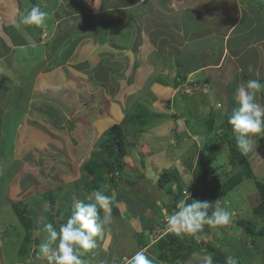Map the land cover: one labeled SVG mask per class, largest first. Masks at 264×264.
Returning <instances> with one entry per match:
<instances>
[{
	"label": "rangeland",
	"instance_id": "1",
	"mask_svg": "<svg viewBox=\"0 0 264 264\" xmlns=\"http://www.w3.org/2000/svg\"><path fill=\"white\" fill-rule=\"evenodd\" d=\"M31 1L0 0V53L11 49L7 57L2 59L4 62L0 61V73H7L14 80L16 79V82L13 80L10 82L7 76H0V178L3 172H11L14 166L11 162L13 159L16 167V173L4 188L1 184L3 180L0 179V204L2 205L0 208V264L12 261L17 252L16 243L21 233V229L17 227L16 215L8 202L25 201L29 206L40 205V207L51 208L52 203L41 201V194L49 189L54 190L57 197L53 210L57 228L59 224L66 222L67 206L70 210L75 203L80 202V197H86L88 194L84 189L89 177L82 170L84 163L89 160L92 151L97 149L96 144L106 130L115 123L123 124L125 117L137 103L143 104L156 118L153 123L147 124L141 130L138 127L123 124L127 135V155L124 158L126 167L122 175L117 178L118 185H114L113 198L118 194L125 197L123 193L125 188L138 194H142L145 189H149V192L157 191L155 186L157 177L168 168L179 169L185 183L190 184L192 175L187 168V163L195 161L196 143L199 149H204L206 145H213L214 141L218 143L214 165L219 168L222 175L234 170L229 162L226 142H218L223 139V127L219 126L218 130L197 131V128L205 129V117L212 101L209 96L214 94L212 86L207 85L206 90L197 91V95L194 93L195 95L180 97L187 112L188 120L184 121V118L178 119L177 114L174 118L172 117L177 111L176 108L168 109L166 102L170 96L168 88L166 90L161 88L158 93H154L152 89L154 90L155 85L147 87V81L144 83L146 76L152 72L153 68L152 76L156 80L161 76V79H164L161 70L162 68L163 71L165 70L166 62L165 50L162 48V53L159 52L162 45H157L153 40L151 44L147 43L148 36L145 37V31L144 40L141 39L137 52L140 63L134 66L132 51L128 48L134 44L135 26L131 19L137 21L135 15L140 9L143 15L148 17L151 4H143L126 11L125 14L129 15V19L123 20L125 26L111 30L117 25L116 19L111 22L112 16L94 18L89 16L88 8L98 3L102 5L98 8L105 10H107L106 7L116 8L114 0L104 2L101 0H36L39 8L43 7L47 16L45 25L39 26L43 35L35 40L32 33L28 32L29 27L21 23L22 15L32 8ZM120 1L134 2L135 0ZM143 1L146 0H139L138 3ZM261 2L263 6L259 11L264 14V0ZM67 13H70L71 17L81 15L79 19L74 20L75 23L69 22V30L75 28L82 31L83 23H85L89 26L88 32L95 37L101 38L105 33V36L110 38L104 39L105 41L112 46L118 45L115 48V54L110 52L112 48L109 45L93 42L92 36L85 33L86 31L75 30L68 40L81 39L80 42L74 47L69 44L68 47L66 40L61 44L58 57L54 59V55L51 54L53 48L49 44L52 39L43 36L57 23L59 17L56 16L66 17ZM115 13L111 14L115 16ZM104 25L107 27L105 28ZM261 25L264 29V24ZM29 26L32 27V25ZM20 39L24 42L23 44L19 42ZM82 39L87 40L85 42ZM105 50L109 53L106 54ZM116 58H118L117 62H122L123 65L119 64L121 68L117 65L111 66L110 61ZM7 61L12 64L9 65ZM176 62L177 58H173L171 76L179 70ZM15 71L20 72L21 77ZM261 73L264 80V71ZM203 76L198 74L199 78ZM22 77H25L28 82L24 83ZM247 77L248 73H245V78ZM218 79L219 75H215L214 81L218 82ZM166 80L171 82L169 79ZM19 81L22 82L19 83ZM161 82L162 80L155 84L159 83L161 87ZM18 84L27 86L30 98L25 97V101H30L29 103L18 100L20 96L23 97L16 88ZM9 86L13 88L11 91ZM236 86L235 82V85L232 83L230 88L235 89ZM9 91L11 95L16 96V100L13 101L8 95ZM229 94L230 100L237 106L235 93ZM217 96L218 93H216ZM259 97L264 103V91L259 94ZM176 101L180 102L179 96ZM225 101L228 102L227 99ZM23 104H27L29 111L23 107ZM175 106L177 107L178 103ZM17 108L19 109L16 110ZM8 110L9 112L6 113ZM24 110H26V116H23ZM214 110L220 115L218 123L230 114V111L224 112L225 107L214 108ZM232 111L231 109V114ZM191 126L195 128L194 133L202 132L205 135L193 137L190 135L188 138L185 130L192 131ZM3 137L6 139L5 143L1 142ZM256 140L258 144L256 151L248 154L254 173L258 178L264 179V137L257 136ZM107 178L109 179L110 176ZM128 180L136 181V184H130ZM149 181L154 187L149 185ZM174 188H176L175 185ZM36 195L38 198L33 197ZM133 198L137 199V195H133ZM167 199V196H163L162 200H158V205L162 206V202H166ZM224 199L216 205L228 208L226 204L231 201L230 211L237 209L239 214L249 218L253 216L251 214L253 207L259 203V192L253 180L245 179ZM67 200H71L70 204ZM144 205L146 210L142 211L141 207ZM120 209L122 215L119 218L114 217L116 220L112 227L115 230V238L118 240L120 237L126 243L123 254L128 255L138 250L142 242L139 238L143 231L141 224H147L151 217L160 218L161 215L158 214V210L156 212L158 216L150 215L149 210L152 208L148 207L143 199L138 202L132 199L122 201ZM164 211L166 214L161 217V220L165 222L169 211L164 209L162 213ZM11 216L14 218H9ZM237 218L239 216L235 214L234 222L226 228L211 227L213 229L211 233L205 232L204 227L200 231L202 234L197 236L198 242L204 240L216 243L225 249H228L232 242L235 246L237 245V250L246 254L245 257L250 263L264 264V239L255 243L252 237L247 235L244 227L238 225ZM260 223L264 224V221ZM45 225L46 223L39 219L34 234L42 242L47 238V233L44 231ZM159 226L162 227L161 224H157L147 232L149 242L159 235L157 231ZM107 237L106 241L102 240V244L104 251L110 253L113 252V246L110 245L112 238L109 235ZM7 238L9 242H5ZM223 238L224 240L221 241ZM250 251L254 254H250ZM114 252L117 253V249ZM38 253L39 251H36L27 260L29 264H37L38 260L43 261ZM146 253L150 258H155V262L157 261L151 249ZM204 256L206 255L202 251L197 252L183 264H205Z\"/></svg>",
	"mask_w": 264,
	"mask_h": 264
},
{
	"label": "trees",
	"instance_id": "2",
	"mask_svg": "<svg viewBox=\"0 0 264 264\" xmlns=\"http://www.w3.org/2000/svg\"><path fill=\"white\" fill-rule=\"evenodd\" d=\"M38 32L39 31L36 27V33H32L35 40L40 37V33ZM21 40L22 39H20L19 42L23 44L24 42ZM61 40L62 39L56 40L58 43L55 44V46L53 40L52 43H49L53 48V52L51 54L54 55V59L58 57L60 51L59 49L62 47ZM100 40L102 42L105 41L104 39ZM139 44L140 43L137 45ZM113 65H116V63L112 64V66ZM137 65H139V61H136L135 67ZM178 66H180L179 62ZM180 73V70H178V74ZM177 79H179V77H177ZM203 81L212 84L209 78H204ZM21 82L22 81H19V83ZM152 82L153 79L150 78L148 80L147 87H149ZM168 103L170 105V101ZM18 109L19 108L16 110ZM183 114H186V112L182 111V115ZM155 118L156 117L149 113L143 104L137 103V105L131 109V112L127 114L123 124L138 127L141 130L147 124L153 123ZM207 123V129L209 131L211 129L218 130L219 125L223 127L222 130L224 136L221 142H226L225 144L228 146L229 162L233 165L234 170L223 175L220 173L219 168L213 163L217 156L216 147L219 145L213 142V145H206L204 147V150L201 151L196 161L193 160L187 163V168L192 175V182L190 184L185 183L183 174L179 169L168 168L158 175L157 182L155 183L157 191L155 192H149V189H145L142 194H138L125 188V191L123 192L125 197L118 194L115 198H113L111 206L113 218L121 217L122 212L120 209V203L122 201L126 202L128 199H132L134 202H138L143 199L145 204H148V207L152 208L151 211L153 210V213H156L158 210V214L161 215L160 218L155 217L151 219L152 221L142 225V230L144 232L142 231L139 235V238L142 240L140 244L145 242L147 245L149 243L147 232L151 231L157 224H164V221L161 220V217L164 216L161 209L166 208L170 213H172L177 202L181 199L186 200L188 203H191V198L201 201L207 200L212 203H216L220 200L223 201V199L226 198L232 190L237 188L245 179L254 181L259 192V203H257L252 209L251 214L254 216H252L253 218L243 217L236 209V215L239 216V218H237V222L239 226L242 225L244 227L247 235L251 236L255 243H257L260 239H264V224L260 223L264 221V179L258 178V176L254 173L252 163L250 161V155L241 154L239 148L237 147L236 136L233 133L232 127L228 123L227 119L224 118L219 124L213 113ZM123 124L115 123L110 126L101 139L98 140L96 144L97 149L92 151L89 160L84 163L82 170L87 174V176H89L87 183L84 186V189H86L85 192L90 193L95 189H103L106 194L112 197L114 196V185H118L117 178L120 177L119 175H122L126 167V161L124 158L127 155V135ZM4 138L5 137L1 139V142L3 143L6 142V139ZM11 162L14 165L13 168H11V172L9 173L6 171L0 178L3 180L1 182L3 188L8 184L10 178L16 173L15 162L13 160ZM109 176L110 178L106 179V177ZM128 182H130V184H136V181L128 180ZM101 183L103 185H99ZM149 185L153 186L152 182ZM174 185L176 188H174ZM184 190H187L190 195L188 193H184ZM152 193L153 195H151ZM133 195H137V199H134ZM163 196H167V201H163L162 206L160 204L158 205V200H162ZM33 197L38 198V195ZM56 197L57 196L55 195L54 190L50 189L41 194V201L43 203H52L51 208L40 207V205L37 207H33L32 205L29 206L25 201H19L16 203L8 202V204L12 206L16 215L17 227L21 229V233L19 235L20 239L16 243L17 252L11 262H22L25 264L27 260L36 252L35 250L39 248L42 240L34 235L36 231V223L39 219L41 222L46 224L51 223L54 227H57L53 210ZM70 202L71 200H67L68 204H70ZM80 202L87 203L88 201H86L85 196H82L80 197ZM230 204H232L231 201L230 203L228 201L226 204L228 209L230 208ZM1 207L2 205L0 204V208ZM67 207L68 209H65V213L67 214L66 219L71 214L72 210V208L69 210V206ZM141 210H146L145 205L141 207ZM101 215H103L102 211ZM9 218L13 219L14 217L11 216ZM115 220L116 218H114V221ZM212 230L213 229L210 226L205 225V232L211 233ZM198 234L202 233L199 232ZM198 234L178 236L170 230L162 234L157 241H155L150 247H146L145 250L150 248L156 259L170 264L186 262L192 254L201 251L204 255H211L213 257V264H226L228 257L235 258L238 264H252L249 259L245 257L246 254L237 250V245L235 246L232 242L230 243L229 248L225 249L216 243L205 242L204 240L198 242L196 238L199 236ZM223 240L224 238L221 241ZM5 242H9V239ZM250 254H254V252L250 251Z\"/></svg>",
	"mask_w": 264,
	"mask_h": 264
},
{
	"label": "clouds",
	"instance_id": "3",
	"mask_svg": "<svg viewBox=\"0 0 264 264\" xmlns=\"http://www.w3.org/2000/svg\"><path fill=\"white\" fill-rule=\"evenodd\" d=\"M135 1L134 2H130V1L124 2V4L128 6V5H131V3H134V7L128 8V9H131V8H136L143 4L149 3L151 4V10L149 12L150 14L148 15V17L141 15V18L139 19L138 30L137 31L134 30L133 32L134 33V36H133L134 44L132 45V47H128L130 49H134L135 47L137 48L139 46L137 44L141 42V39H143L141 37L142 35L141 34V22L144 21V18L147 21V24L146 23L144 24V31L147 30L149 20L152 19V17H153L152 21H154V19H159V16H157V14L154 15V12H153L154 4L156 5V3L159 0H146V1H143L142 3H138ZM119 2L121 1L114 0V3H116V5L119 4ZM30 5L32 6V1ZM42 9H40L39 6L33 7L31 10L29 9L30 11L27 10V13L22 15V19H21V23L29 27L28 32L36 33V27H37L39 31L38 33H40L39 34L40 36L43 34L40 32L39 26L45 25L46 16H47V14L44 12V9L43 10ZM106 9L107 10L103 8V10H101L102 12L96 13L95 11L90 9V6H89L88 13H89V16H92L94 18H96V15L97 17L98 15H100V17L112 16L110 18V21L112 22V20L116 19L117 25L115 28H112L111 30L116 29V28H122L125 26V24L123 23L124 22L123 20H125L126 17L123 16L122 9H118L117 6L116 8L106 7ZM123 10H126V9H123ZM111 13H115V16H113V14ZM79 17H81V15L78 14V17H74V20L79 19ZM74 20H71V22H74ZM53 23H54V19H53ZM83 24L85 25V23ZM29 25H32L31 28L32 30L34 28V32L31 30ZM88 27L83 28L82 31H80L79 29H75V28L73 30L74 31L77 30L80 32L86 31L85 33H88V35H91L93 42L95 43L99 42V43H102L103 45H106L108 43L107 41L102 42L100 40V39H110L107 36H105V33L103 34L101 38L95 37L93 34L88 32ZM104 27L106 28L107 26L104 25ZM52 28H54V25ZM52 28L49 31H46V33H44V36H43L44 38L47 37V32H48L50 34V36H48V39H52L53 37L51 36ZM63 31L64 30H61L59 33ZM133 33L131 35H133ZM60 38L61 37H56L55 39H60ZM33 39H34V36H33ZM55 39L54 38L52 39L53 42ZM78 40L80 41L81 39H78ZM82 40L86 41L87 39H82ZM61 42H63V39L61 40ZM75 44L76 43L73 42V44H71L72 47H74ZM108 44L112 48L110 52L115 54L116 52L115 48H117L118 45L112 46L110 43ZM10 50L9 51L7 50L8 52L0 53V61L4 62L2 59L7 57ZM105 52L106 54L109 53L107 51ZM117 60L118 58L114 59L113 61H110V63L111 64L116 63V65L119 68H121V65H123L122 62L121 61L117 62ZM136 61H139V59L135 58L134 66H135ZM6 63H8L9 65L12 64L10 61H7ZM172 63H173V60H172ZM172 63H171V67H172ZM176 66L180 70L181 73L178 74V71H177L173 73L172 76L170 75V77H172V80L175 81V83L171 85L172 87H174L175 90H174V93L171 96H169L166 102H167L168 109H171V110H173V108L177 109V111L174 114L172 113L173 118L174 116L178 115V119L184 118V121L185 120L187 121L188 120L187 115H186L187 112L186 114L180 115L181 111H185V106H183L180 97L182 96L188 97V95H195L194 93H196L197 95V91L205 89L207 85L212 86L213 83L212 84L206 83L203 81L204 77L199 78L198 75H194V74L189 75V73L182 71L180 67L178 66V62H176ZM248 71L249 73H253L255 70L252 66H249ZM15 72L21 77L20 72H17V71ZM2 75L7 76V80H9L10 82L11 80L16 82V79L14 80L11 75L7 73H0V76ZM152 75H150L148 78H145L144 83H146L147 81V84H148V80L151 78L153 79V82L151 83V85L154 84L155 82H160L161 80H162L161 82L162 86L167 85L166 79H169L168 76H164V79H161L162 78L161 76L158 80H156V78H154V76ZM256 75L258 76L259 73L257 72ZM177 77H179V79H177ZM22 78L24 79V83L28 82V80H26L25 77H22ZM205 78L206 79L209 78L211 82L210 77H205ZM16 88H18L20 95L23 96V97L20 96L18 100L19 101L22 100L25 103H29L30 101H25V97L30 98L29 94L27 93V91H29L27 86L25 87V86L18 84L16 85ZM11 89H13L12 86L10 87L9 90L11 91ZM10 91L8 95L12 98L13 101L16 100V96L11 95ZM262 91H264V83H261L259 79H249L247 81H243L238 84L237 89H236L235 99H236L238 106L233 109L232 114L229 117L228 123L232 126L233 133L236 136L237 147L239 148L242 155H247L248 153L256 151L257 146H258L256 137L257 136L264 137V103H261L259 100V94ZM16 95L18 98L19 96L18 93ZM178 96H179L180 102L176 101ZM169 101H170V105L168 103ZM176 103H178L177 107L175 106ZM23 107H25V109L29 111L27 104H23ZM221 107H224L221 101L212 99L211 104H210V109L208 110L206 117H205L206 118L205 129L197 128V131L199 130L203 131L207 129V126H208L207 122L209 121L211 114L214 113L215 117L217 115L216 119L218 120L220 115H218V112H216L214 108H221ZM26 110H24L23 112L25 113ZM8 112L9 110L6 111V113ZM224 112H226V110ZM191 129L192 131L188 129L185 130V133H187L186 135H188V138L190 137V135L191 137L197 136V135H205V133H202V132L194 133L193 132L195 130L194 126H191ZM192 132L194 134H192ZM207 134L209 135V132ZM180 136L183 137V135H180ZM184 137L187 138V136H184ZM193 139L195 140V138ZM218 142H221V140H218ZM195 145L197 147V149L195 150L196 153H194V156L196 157L195 158V161H196L201 151L204 149H199L198 143H196ZM3 173L1 174V176L3 175ZM12 177L10 178V180L12 179ZM184 193H188L190 195V193L187 192V190H184ZM85 199L86 201H88L87 203L77 202L73 205L71 214L67 217L66 222L59 224L58 228L54 227L53 224L51 223L45 225L44 231H46L47 233V238L44 242H42L39 245L38 255L41 258H46L48 261V264H86L83 257L89 251L97 247L98 239H103L105 238L107 234L111 233L112 231L111 226L114 223V218L112 216V211H111L113 197L106 194V192L103 189H95L91 191L90 193H88ZM218 202L212 203L207 200L201 201V200H195L192 198H191V203H188L184 199L179 200L175 208L173 209L172 213L168 212L167 214L168 216L166 217V220L164 224L162 225V227L160 226L158 227L157 231H159V235L156 238H154L153 241H150L146 245V247H150L155 241L158 240V238L162 234L170 230L178 236L196 235L200 231L203 230L205 225L210 226L212 228H226L227 226L231 225L234 222V216L237 213V211L236 210L230 211L227 207H221L219 205H216ZM164 209L166 210V208H163L162 210ZM101 211L103 212V215H101ZM163 213L164 215L166 214L165 211ZM196 238L198 241V237ZM203 259H204L205 264H213V257L211 255L204 256ZM154 260L155 258H150L147 255V253H145L144 251H138L129 258L128 264H160V263L170 264V263H167L159 259H157L158 262L156 261L154 263ZM183 263L185 262H178L177 264H183ZM226 264H238V262L235 258L228 257L226 260Z\"/></svg>",
	"mask_w": 264,
	"mask_h": 264
},
{
	"label": "crops",
	"instance_id": "4",
	"mask_svg": "<svg viewBox=\"0 0 264 264\" xmlns=\"http://www.w3.org/2000/svg\"><path fill=\"white\" fill-rule=\"evenodd\" d=\"M99 5L101 4H94L90 6V9L96 13L102 12L101 10L103 9L98 8ZM116 6L118 9H122L123 16L126 17L127 21L129 15H126L125 12L134 9H128L134 7V3L127 6L124 2H119ZM262 6L261 0H159L153 6L154 15L157 14L159 19H154L156 22L152 21V19L149 20L145 37L148 36L147 43L151 44V40H153L157 45H162L160 53H162V48L165 50V70L163 71L162 68L161 71L163 76H168L171 82L166 81L167 85H164L165 87H160L159 83L155 84L157 83L155 82L154 90L151 88L152 91L158 93L161 88L163 90L168 88L170 96L174 93L175 89L171 85L175 81L170 77V70L173 58H177L182 71L189 73V75H198L200 73L204 75V78H211L213 83L211 88L214 94L209 96V98L221 101L226 112L230 111V114L225 118L228 121L231 116V109L233 110L238 106L230 100L229 93L236 94L235 89H237L238 84L249 79H259L264 82L261 75V72L264 71V29L261 25L264 24V14L259 11ZM136 12L135 18L137 21L135 22L131 19L135 26V31L138 30L139 19L143 15L141 9ZM56 17L59 18L54 28H52V39L61 37L60 39H63L61 43H65L67 40V46L73 42L76 44L80 42L78 39L68 40L74 33L73 29L69 30V22L74 20V17H71L68 13L66 17ZM96 18L99 19L100 15L98 17L96 15ZM145 23L147 24V21L144 18V21L141 22L142 38L144 37ZM83 27L87 28L88 25L83 24ZM61 30L64 31L59 33ZM48 36L50 34L47 32ZM56 40L54 41V46L58 43ZM86 45H89V43H86ZM107 45L109 44L107 43L105 46ZM131 51L132 60H135V58L139 59L137 54L138 47L131 49ZM249 66L254 68L255 71L253 73H249ZM153 72L154 68L146 78L152 75ZM257 72L259 73L258 76L256 75ZM245 73H248L247 78H245ZM215 75H219L218 82L214 81ZM235 82L237 83L236 88L231 89L230 85L232 83L235 85ZM203 90H206V88ZM216 93H218V98ZM129 212L131 213V211ZM153 212V210H149V214L152 216L157 215ZM151 219L149 222L152 221ZM144 224L146 223L141 225ZM112 226L111 233L107 234L103 239H98L97 247L86 254V259L83 257L86 264H128L129 258L136 252L144 251L146 253V243L144 242L140 244L138 250L128 255L123 254L124 246L127 245L120 237H118V240L115 238V230ZM108 235L112 238V244L110 243V245L113 246V252L111 251L110 253L104 251V245L102 244V240L106 241ZM116 249L117 253L114 252ZM36 251L38 252L39 248ZM7 264L23 263L9 262ZM25 264H29V262L27 261ZM37 264H48V261L43 258V261L38 260Z\"/></svg>",
	"mask_w": 264,
	"mask_h": 264
},
{
	"label": "water",
	"instance_id": "5",
	"mask_svg": "<svg viewBox=\"0 0 264 264\" xmlns=\"http://www.w3.org/2000/svg\"><path fill=\"white\" fill-rule=\"evenodd\" d=\"M33 7H38L37 4H36V1H35V0H32V8H33ZM32 8H31V9H32ZM31 9H30V10H31Z\"/></svg>",
	"mask_w": 264,
	"mask_h": 264
},
{
	"label": "bare ground",
	"instance_id": "6",
	"mask_svg": "<svg viewBox=\"0 0 264 264\" xmlns=\"http://www.w3.org/2000/svg\"><path fill=\"white\" fill-rule=\"evenodd\" d=\"M162 264V263H161Z\"/></svg>",
	"mask_w": 264,
	"mask_h": 264
}]
</instances>
